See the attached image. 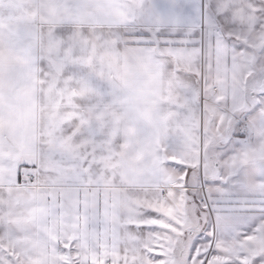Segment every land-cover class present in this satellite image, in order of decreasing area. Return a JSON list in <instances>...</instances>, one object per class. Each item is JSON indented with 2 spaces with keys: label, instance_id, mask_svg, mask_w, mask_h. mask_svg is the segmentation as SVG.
I'll return each mask as SVG.
<instances>
[{
  "label": "snow or ice",
  "instance_id": "6c2138e0",
  "mask_svg": "<svg viewBox=\"0 0 264 264\" xmlns=\"http://www.w3.org/2000/svg\"><path fill=\"white\" fill-rule=\"evenodd\" d=\"M0 264H264V0H0Z\"/></svg>",
  "mask_w": 264,
  "mask_h": 264
}]
</instances>
